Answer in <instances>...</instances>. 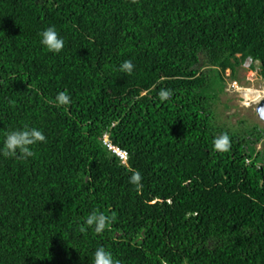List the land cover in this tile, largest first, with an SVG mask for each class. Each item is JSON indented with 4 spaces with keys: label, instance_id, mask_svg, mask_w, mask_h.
Instances as JSON below:
<instances>
[{
    "label": "trees",
    "instance_id": "1",
    "mask_svg": "<svg viewBox=\"0 0 264 264\" xmlns=\"http://www.w3.org/2000/svg\"><path fill=\"white\" fill-rule=\"evenodd\" d=\"M247 60L264 81V0H0V148L25 126L46 137L0 153V264H93L100 247L119 264H264V128L213 111ZM93 211L115 214L101 234L80 231Z\"/></svg>",
    "mask_w": 264,
    "mask_h": 264
},
{
    "label": "clouds",
    "instance_id": "2",
    "mask_svg": "<svg viewBox=\"0 0 264 264\" xmlns=\"http://www.w3.org/2000/svg\"><path fill=\"white\" fill-rule=\"evenodd\" d=\"M133 2H135V0H133ZM40 35H41L40 42L43 46L47 48L48 51L59 53L63 49L64 41L62 38L58 36V33L54 27H48ZM247 63L248 65H245ZM245 64L243 66L250 67L251 65L250 60H247ZM254 65H256V63H254ZM134 67L135 66L131 62V60H125L120 65V70L128 74H131L133 72ZM251 70L257 72L256 68H253ZM229 74L230 72L227 70L226 75L229 76ZM231 82H233V86H234L237 84V79L231 81L229 80L227 84ZM169 94H170L169 92L162 91L159 95L160 98L164 100L168 98ZM262 99H264V97ZM54 102L56 103L57 106H66L71 103V98L70 95L65 90L57 93V95L54 98ZM258 103L255 104L256 107ZM45 141H46V137L41 130H38L36 128H28L27 126H25L23 129H18L6 133L5 139L3 141V147L0 148V153H2L4 157H16L18 159H27L28 157L34 156V152L32 151L31 146ZM259 144L261 143H258L257 145ZM213 145L215 150L227 151L230 147L229 136L225 133L220 137L215 138L213 140ZM140 180H141L140 173L138 171L133 172L132 176L130 177V182L135 185V184H139ZM114 219H115V214L108 216L105 215L103 212L93 211L91 214L87 216L85 224L80 227V231L85 232L88 228H92L96 234H101L106 230V228L109 227L110 223ZM93 264H119V261H114L112 254L109 251H106L103 247H100L96 249L94 253Z\"/></svg>",
    "mask_w": 264,
    "mask_h": 264
},
{
    "label": "rangeland",
    "instance_id": "3",
    "mask_svg": "<svg viewBox=\"0 0 264 264\" xmlns=\"http://www.w3.org/2000/svg\"><path fill=\"white\" fill-rule=\"evenodd\" d=\"M255 74L256 72L249 67L245 68L243 66L238 69L237 84L234 86L233 82L227 84L225 93L219 97L213 107L214 116L218 124H223L232 128V130L248 128L254 125L264 128V124L258 119L256 114V103L254 104V102L243 97L245 95L243 94L244 90H249V93H262L264 97V82L255 78ZM240 122L244 123L241 125ZM261 146L262 144H259L256 148L259 150Z\"/></svg>",
    "mask_w": 264,
    "mask_h": 264
},
{
    "label": "bare ground",
    "instance_id": "4",
    "mask_svg": "<svg viewBox=\"0 0 264 264\" xmlns=\"http://www.w3.org/2000/svg\"><path fill=\"white\" fill-rule=\"evenodd\" d=\"M249 91V90H248ZM247 90L243 91V97H245L246 99H249L250 101L257 103L258 101H261L262 99V93H257V92H252L249 93ZM253 104V103H252Z\"/></svg>",
    "mask_w": 264,
    "mask_h": 264
},
{
    "label": "water",
    "instance_id": "5",
    "mask_svg": "<svg viewBox=\"0 0 264 264\" xmlns=\"http://www.w3.org/2000/svg\"><path fill=\"white\" fill-rule=\"evenodd\" d=\"M248 64V63H247ZM245 64V65H247ZM257 117L264 123V99H262L256 107Z\"/></svg>",
    "mask_w": 264,
    "mask_h": 264
},
{
    "label": "flooded vegetation",
    "instance_id": "6",
    "mask_svg": "<svg viewBox=\"0 0 264 264\" xmlns=\"http://www.w3.org/2000/svg\"><path fill=\"white\" fill-rule=\"evenodd\" d=\"M245 67V66H244ZM246 68V67H245ZM256 72V71H255ZM255 78L262 80V78L258 75V71L255 74ZM264 82V81H263Z\"/></svg>",
    "mask_w": 264,
    "mask_h": 264
},
{
    "label": "built area",
    "instance_id": "7",
    "mask_svg": "<svg viewBox=\"0 0 264 264\" xmlns=\"http://www.w3.org/2000/svg\"><path fill=\"white\" fill-rule=\"evenodd\" d=\"M116 153H117V155H120L121 157H124L123 153H120L118 151Z\"/></svg>",
    "mask_w": 264,
    "mask_h": 264
}]
</instances>
